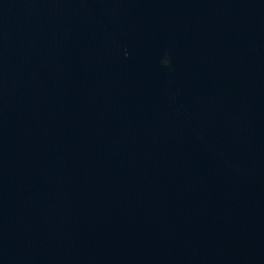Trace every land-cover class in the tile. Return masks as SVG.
<instances>
[{
    "label": "clouds",
    "instance_id": "clouds-1",
    "mask_svg": "<svg viewBox=\"0 0 264 264\" xmlns=\"http://www.w3.org/2000/svg\"><path fill=\"white\" fill-rule=\"evenodd\" d=\"M165 64H167V61H164Z\"/></svg>",
    "mask_w": 264,
    "mask_h": 264
}]
</instances>
